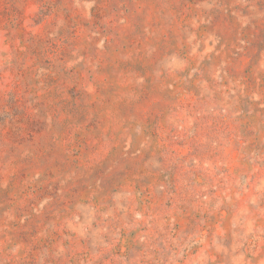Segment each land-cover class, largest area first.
<instances>
[{
    "label": "rangeland",
    "instance_id": "1",
    "mask_svg": "<svg viewBox=\"0 0 264 264\" xmlns=\"http://www.w3.org/2000/svg\"><path fill=\"white\" fill-rule=\"evenodd\" d=\"M0 264H264V0H0Z\"/></svg>",
    "mask_w": 264,
    "mask_h": 264
}]
</instances>
